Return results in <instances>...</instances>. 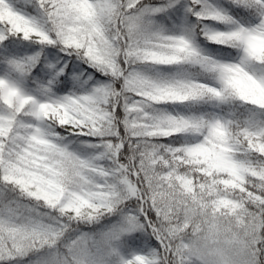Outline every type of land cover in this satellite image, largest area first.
<instances>
[{"label":"snow or ice","instance_id":"1","mask_svg":"<svg viewBox=\"0 0 264 264\" xmlns=\"http://www.w3.org/2000/svg\"><path fill=\"white\" fill-rule=\"evenodd\" d=\"M0 264H264V0H0Z\"/></svg>","mask_w":264,"mask_h":264}]
</instances>
